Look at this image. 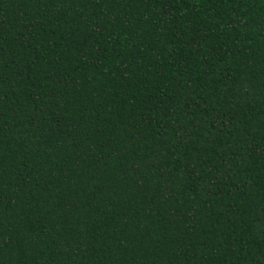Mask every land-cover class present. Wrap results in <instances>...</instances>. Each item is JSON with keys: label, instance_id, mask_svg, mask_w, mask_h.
Wrapping results in <instances>:
<instances>
[{"label": "trees", "instance_id": "obj_1", "mask_svg": "<svg viewBox=\"0 0 264 264\" xmlns=\"http://www.w3.org/2000/svg\"><path fill=\"white\" fill-rule=\"evenodd\" d=\"M0 264H264V0H0Z\"/></svg>", "mask_w": 264, "mask_h": 264}]
</instances>
